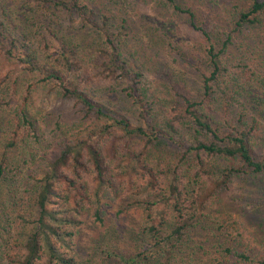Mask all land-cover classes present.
Masks as SVG:
<instances>
[{
    "label": "rangeland",
    "instance_id": "1",
    "mask_svg": "<svg viewBox=\"0 0 264 264\" xmlns=\"http://www.w3.org/2000/svg\"><path fill=\"white\" fill-rule=\"evenodd\" d=\"M174 1L195 14L198 25L210 34V42L168 0H89L93 14L86 21L75 13L47 7L37 0H0V19L24 49L44 63L56 65L47 44L69 42L78 51L82 76L91 72L90 65L96 57L93 49L107 47L109 34L122 57L143 75L142 87L153 109L152 120L186 146L207 141L209 136L191 119L178 121V106L185 97L196 102L203 100L204 77L213 72L206 51L210 44L220 50L231 36L232 42L221 55L224 71L212 82L211 99L200 108L214 119V128L219 133L249 132L253 153L263 159L264 86L259 80L264 79V15L260 24L238 28L239 15L251 8L252 0ZM239 61L249 66L253 74L250 79L235 67ZM33 80L36 78L23 66L0 50V155L4 151L6 130L11 128L26 85ZM80 81L78 78L77 82ZM126 87L122 81L91 82L86 90L110 111L136 121L140 110L127 97ZM29 113L39 120L44 137L39 144L19 146L11 153L14 160L29 151L35 158L33 164L25 165L31 177L27 176L21 187L24 199H17V206L1 205L4 214L22 215L32 221L37 217L36 198L48 162L61 153L65 139L85 138L90 131L100 130L105 122L87 116L83 105L64 98L61 89L53 83H43L34 91ZM171 123L175 129H171ZM114 137L117 156L108 162L105 179L109 184L100 205L106 226L96 221V205L89 206L85 223L75 238L76 254L82 264H123L112 253L140 252L147 239L137 206L119 213L135 197V191H127L125 172L129 168L119 152L123 140L118 139V134ZM112 139H106L103 147L110 145ZM130 148L135 154H143L148 166L166 177V181L175 179L186 186L192 202L206 198L203 204L197 205L196 213L189 220L185 243L175 254L177 264H261L264 261L263 177L250 170L241 174L243 171L234 173L221 186L224 172L239 167L236 159L197 154L186 157L177 146L166 141L151 145L133 142ZM201 160L205 162L204 168L200 166ZM134 161L130 162L132 166ZM196 173L203 179L198 185ZM83 175L90 189L98 184L93 168ZM210 178L220 180L211 183L212 195L198 196L199 192L204 194L203 188ZM34 226L30 223L24 231L16 227L9 250L12 260L18 256L22 241ZM226 248L250 254L252 262L228 256L224 252Z\"/></svg>",
    "mask_w": 264,
    "mask_h": 264
},
{
    "label": "trees",
    "instance_id": "2",
    "mask_svg": "<svg viewBox=\"0 0 264 264\" xmlns=\"http://www.w3.org/2000/svg\"><path fill=\"white\" fill-rule=\"evenodd\" d=\"M47 7H56L75 13L83 20L93 14L89 0H37ZM175 10L189 17L190 25L199 31L210 42V34L198 25L195 14L190 9H183L174 0ZM251 8L239 15L237 27L255 25L262 22L264 15V1L252 0ZM87 13V15H86ZM107 47L93 49L96 55L90 65L91 72L82 76V62L78 51L66 41H55L47 44L54 57L56 65L44 63L38 57L24 49L0 19V50L7 58L15 60L19 65L35 77L36 80L26 85L22 100L12 121L10 129L6 130L3 141L4 151L0 155V264H82L76 254L75 238L78 230L85 223V214L88 207L96 205L95 217L100 226L106 222L101 211V202L106 185L108 162L116 155V141L114 137L123 140L119 147L121 160L127 163L128 175L127 191H135L134 198L125 205L119 213H124L130 206H137L142 214V231L147 239L142 243V251L131 253H112L123 264H177L175 254L183 247L185 235L190 226V219L196 213L197 205L203 204L206 198L192 202L190 192L182 183L175 179L166 181L157 171L148 166L143 154L131 151L133 142L142 141L146 145L164 143L174 144L184 156L191 154L207 155L210 157L236 159L238 168L224 172L221 186L231 179L234 173L246 174L248 170L264 178V158L255 156L250 145V133L246 131H232L219 133L214 128V119L201 110L212 97V82L224 71L221 55L232 42L229 36L223 48L217 50L210 44L207 56L211 62L213 72L204 77V97L201 102L192 101L185 97L178 106V121L191 119L197 128L209 136V140L198 142L196 145L186 146L174 136L164 132L157 121H153V109L149 106V99L142 87L143 75L133 69L126 61L118 46L108 34ZM235 67L242 70L247 79L253 74L249 66L239 61ZM80 78V82L77 79ZM122 81L127 85L125 93L132 102L139 107L140 115L136 121L119 116L110 111L103 104L91 98L86 86L91 82L112 83ZM264 86V79L259 80ZM43 83H53L61 89L64 98L75 100L83 105L87 116L98 122H105L100 130L90 131L85 138L65 139L61 153L51 159L47 170L40 179V188L36 198L37 217L32 221L12 213L4 214L2 205L17 206L22 201L21 187L28 175L25 165L33 164L34 153L29 151L20 159L14 160L11 153L19 146L27 147L30 144H39L43 139L42 125L39 120L29 113L33 93ZM147 97V98H146ZM209 103V102H208ZM174 123V122H172ZM170 124L175 129V124ZM110 145L104 141L111 138ZM134 166L130 164L132 160ZM205 167V162L200 161ZM90 168L96 173L98 184L90 189L84 172ZM29 170V169H28ZM200 174L196 185L203 182ZM204 194L208 197L214 191L211 183L220 180L208 179ZM6 192H3V189ZM135 189V190H134ZM21 191V192H20ZM8 201V202H7ZM14 217V218H13ZM13 218V219H12ZM35 226L18 250L14 260L9 255L11 240L14 238L16 227L24 231L29 224ZM228 256H233L243 262H252V256L245 252H237L232 248L224 249ZM264 264V261H261Z\"/></svg>",
    "mask_w": 264,
    "mask_h": 264
}]
</instances>
